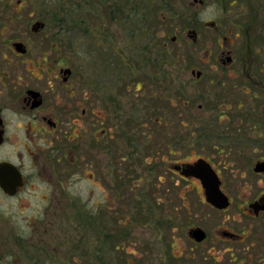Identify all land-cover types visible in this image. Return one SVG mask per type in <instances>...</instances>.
Listing matches in <instances>:
<instances>
[{"label": "flooded vegetation", "instance_id": "1", "mask_svg": "<svg viewBox=\"0 0 264 264\" xmlns=\"http://www.w3.org/2000/svg\"><path fill=\"white\" fill-rule=\"evenodd\" d=\"M141 171L149 264H264V0H0V264H143L98 221Z\"/></svg>", "mask_w": 264, "mask_h": 264}, {"label": "rangeland", "instance_id": "2", "mask_svg": "<svg viewBox=\"0 0 264 264\" xmlns=\"http://www.w3.org/2000/svg\"><path fill=\"white\" fill-rule=\"evenodd\" d=\"M139 37L140 34H137ZM133 37V35H132ZM131 37V39H132ZM137 37V38H138ZM125 38V43H127V49L130 54H133L134 48L133 44L130 42L131 39L129 40L128 38ZM139 39V38H138ZM117 44L122 45L123 42H117ZM137 50V49H136ZM88 71L84 70L86 73V78L88 80H91L92 78L94 79V72H93V65H88ZM85 69V68H84ZM91 80V84L93 85L95 80ZM139 92H136V99L137 95ZM193 112L196 114L197 110L195 108H192ZM140 121V120H139ZM192 121V120H190ZM211 121V120H210ZM200 123V122H199ZM215 121H211V123H200L197 124V128L192 129V134L188 135V133L185 136H181L179 143L180 145L176 147V143H173L174 140L171 141L173 144V147L171 149L176 150L180 152V148L183 149L184 153L186 150L189 151L190 154H192L191 157L196 156V154L201 155L202 154H207L212 151V146L214 145V142L212 141L213 134L215 133L214 131V125ZM204 137V140H200L202 137ZM142 140L140 141V146L141 148V154H145L146 152L144 151L145 148L147 147L146 140L144 137L140 136ZM208 138V139H205ZM179 138H176L175 140L177 141ZM181 153V152H180ZM137 176V173L133 175ZM140 179H135L133 178V181L131 184H127L123 188H121L118 193L113 192L112 195L113 197H107L109 201H107V208H108V215H103L98 218V221L100 225L105 224V217L109 216L110 222L108 223L109 225V230L111 231L112 235L116 237L115 239H118L120 235L123 234V232L127 233V241H129L128 246L126 247V252H131L134 253V257L141 256L142 257V262L143 264H149L148 258L149 256L143 255L142 248L143 246H147L149 244H157L155 247H160V240H159V235L158 231L156 229V221H157V210H160L158 207V204H156V199L153 197L152 194L153 192V187H151V182H153L152 175L151 173L147 171H141L139 172ZM139 178V177H138ZM131 179V178H130ZM82 193L81 196L82 198L86 195V189L83 188L81 189ZM124 190V191H123ZM107 193V192H106ZM123 193V196L121 199H124V202L117 201L118 196ZM105 194V193H104ZM100 195V193H98ZM106 195V194H105ZM104 204H102V207H100L98 210H100V213L103 214L104 212ZM90 211V209H85V212ZM102 211V212H101ZM115 216V217H114ZM125 225V230L122 231L121 229L124 228L123 225ZM107 225V226H108ZM68 233V241L67 244L69 246H74V240H76V237H74V234L71 233V227L67 226ZM89 243L93 245V239H89ZM134 245L132 246V244ZM132 246V248H131ZM120 252L119 255L122 253L124 258H127L126 253L123 252V245L119 246ZM109 248H103L102 251V259L99 258L98 260L95 259L94 255H89V257L86 259L85 264H115L114 262H111L113 257H115L116 252H108ZM131 256L128 257V259ZM144 259L146 260H143ZM101 259V261H100ZM116 262V261H115ZM15 264V263H14ZM77 264H81L78 262ZM119 264H126L125 261L119 262Z\"/></svg>", "mask_w": 264, "mask_h": 264}, {"label": "water", "instance_id": "3", "mask_svg": "<svg viewBox=\"0 0 264 264\" xmlns=\"http://www.w3.org/2000/svg\"><path fill=\"white\" fill-rule=\"evenodd\" d=\"M198 168V169H197ZM194 171H201L200 173H210V174H213L211 171H210V168H209V166H207V168H204L203 166H200L199 164H196L195 166H192L191 165V167H188V172H187V174H192ZM190 172V173H189ZM195 174V173H194ZM210 182V181H209ZM215 196V198H219V196L218 195H214ZM222 196V195H221ZM221 198V197H220ZM213 203V205L215 204V205H217L216 204V202L214 201V202H212ZM227 203L225 202V203H222L221 205H222V207H225V206H227L226 205Z\"/></svg>", "mask_w": 264, "mask_h": 264}]
</instances>
